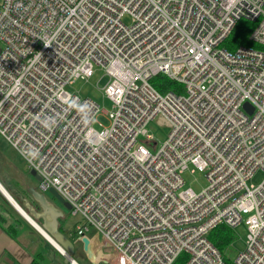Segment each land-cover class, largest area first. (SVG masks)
I'll return each mask as SVG.
<instances>
[{
  "label": "built area",
  "instance_id": "built-area-1",
  "mask_svg": "<svg viewBox=\"0 0 264 264\" xmlns=\"http://www.w3.org/2000/svg\"><path fill=\"white\" fill-rule=\"evenodd\" d=\"M241 19L257 48L223 46ZM96 67L112 102L101 129L98 102L67 89ZM156 118L170 128L159 148ZM0 137L107 264H224L209 233L241 223L235 264H264V178L249 183L264 172V0H0ZM188 170L208 186L185 188Z\"/></svg>",
  "mask_w": 264,
  "mask_h": 264
},
{
  "label": "rangeland",
  "instance_id": "rangeland-1",
  "mask_svg": "<svg viewBox=\"0 0 264 264\" xmlns=\"http://www.w3.org/2000/svg\"><path fill=\"white\" fill-rule=\"evenodd\" d=\"M124 22L129 23L130 17L129 16L125 17ZM108 80L109 77L105 75L104 71L96 67V71L94 75L90 77L88 80H77L67 87V89L72 93L73 92L79 93L83 97H89L95 100L96 102H98L101 111L98 115L97 120L102 126H100L99 123L96 122L95 126L97 129H101L103 126H108L110 124L107 112L111 111L112 102L109 98L106 97L104 93V87L107 85ZM147 130L150 134L154 136L155 140L158 142L157 146L159 148L166 141L170 128L165 124L163 119L156 118L150 121V123L147 125ZM149 148L151 149L152 152H155L152 146H149ZM263 178H264V172L260 170L255 174V176L251 179L249 183L254 184L256 186L262 182ZM184 179H185V188H192L197 193L201 192L204 188L208 186V180L206 177V173L204 171L197 170L196 172L192 173L190 170H188L184 174ZM6 181L8 184H10V187L12 188V190H14L15 195L21 200L24 206L25 207L29 206V208H31L35 212V215L40 218H42L41 216L43 215L44 210L40 206L39 202L35 200L33 196L30 194L29 188L35 187L38 192L43 193L46 198L47 204L53 206L54 209L62 213L63 217H60L58 220L60 229L67 236L72 237L74 239L75 226L76 223H80L81 221L80 217L72 216L71 210L66 208L60 201L54 198L52 194L49 192V190L47 191L41 190L39 186V182L36 181L35 178L30 175V169L28 168L24 159L2 137H0V182L4 185ZM4 187L6 186L4 185ZM6 189L8 190V188ZM8 192L10 193L9 190ZM11 196L16 200L13 194H11ZM16 202L20 205V203L17 200ZM2 203L4 202L2 200V195L0 193V212L2 215L8 217L10 215V212L9 210H7L5 205L3 206ZM6 210L9 212V214L7 213ZM19 216L22 218L21 215ZM246 217L247 215L244 214V218ZM26 224L27 225L24 227H26V229L29 230L28 223L26 222ZM228 232L229 235L232 237V240L230 242V246H228L224 252L229 258L235 261L237 254L245 248L247 234H248L247 226L244 223H241L237 225L235 228L230 229V231ZM86 234L89 237L94 238L96 235V231L92 226H89ZM73 241H78L76 242L74 259L79 264H101V263L107 264L105 261L99 259L100 257L97 258V256H99V254L101 253L97 251V249L99 250V247L98 248L97 246H95L96 248L94 247V251L95 252L97 251L96 252L97 254L99 253L98 255H96V260H89L87 258L86 253L83 250L82 240H80L79 236H77L76 239H74ZM49 247L50 250H53L55 256L56 255L58 256V260H60L58 261L57 264H62V260L64 259V256L60 252H58L56 248L53 247L52 245ZM105 250L106 251L104 252L106 256L108 255L111 256L110 255L111 251L109 249L108 250L105 249Z\"/></svg>",
  "mask_w": 264,
  "mask_h": 264
},
{
  "label": "trees",
  "instance_id": "trees-1",
  "mask_svg": "<svg viewBox=\"0 0 264 264\" xmlns=\"http://www.w3.org/2000/svg\"><path fill=\"white\" fill-rule=\"evenodd\" d=\"M254 26H255V22H252V21H249V20H246V19L239 20L238 23L236 24V26L234 27L232 33L228 37V39H226L224 41L223 46H225L226 48H228L230 50H233V49H235L236 47H238L240 45L253 46V47L256 46L249 39L250 34H251ZM152 83L162 93H165L168 90L178 91L179 92V90L181 89V84L180 83L169 79L165 75L156 76L152 80ZM4 185L6 186V188H8L10 193L15 196L16 200L20 203V205L29 213L28 208L25 207L24 204L21 202V200L15 195V192L10 187V184H8L7 181H6L4 183ZM2 200L4 202V203H2L3 206L4 205L6 206L7 210H9V212H10V215L8 217H6V216L2 215L1 212H0V226L2 228L6 229L13 237L17 238L19 236V233L22 230V226H26L27 224L14 211V209L9 205V203L5 200V198L3 196H2ZM9 212L7 211L8 214H9ZM35 220H37L40 225L43 224V219L42 218H35ZM28 229H30L31 231L37 233L29 224H28ZM230 229H232V228H230V227H228V226H226L224 224H220L217 227H215L209 233V236H208L209 240L215 245V247L218 248V250L224 256V264H235V261H233L231 258H229L224 252L225 249H227V247L230 246V242L232 240V237L229 235V232H228V231H230ZM77 236L78 235L75 233L74 239H76ZM39 237H41V236L39 235ZM70 238L72 240H74L72 237H70ZM42 240L44 242H46V244L51 246V244H49L44 238H42ZM74 256H75V254H74ZM184 259H185V256L181 255L179 257V259L174 264H183ZM31 264H49V259H47V256L44 253L37 252V254H35ZM101 264H105V263H101Z\"/></svg>",
  "mask_w": 264,
  "mask_h": 264
},
{
  "label": "water",
  "instance_id": "water-1",
  "mask_svg": "<svg viewBox=\"0 0 264 264\" xmlns=\"http://www.w3.org/2000/svg\"><path fill=\"white\" fill-rule=\"evenodd\" d=\"M244 107L248 109L250 112L253 110V107L251 106L250 103L246 102L244 104ZM30 175L35 178L36 181L40 182L41 177L36 173L35 170H30ZM30 194L33 196L35 200H37L44 210L43 215L41 216L43 218V224L40 226L36 221L35 218H40L35 215V212L27 207L29 210V213L25 211V214L29 216L31 220H33L39 227L43 229L42 231L37 228L34 224L31 223L29 218H26L25 214L23 212L19 211L16 200L11 196V194L8 192L6 187L0 182V193L1 195L5 198V200L9 203V205L19 214L22 216V218L42 237L44 238L47 242H49L53 247H60L64 250L63 256H64V264H75L74 260V254H75V249H76V242L73 241L70 237H68L66 234H64L59 227L58 220L62 216V213H60L58 210L54 209L51 207L49 204L46 202V198L43 193H40L36 190L35 187H30L29 188ZM49 192L52 194L54 198H56L58 201H60L66 208L71 209V206L68 202H66L62 196L54 189L50 188ZM20 207V206H19ZM22 208V207H21ZM23 209V208H22ZM33 215V216H32ZM35 217V218H34ZM47 235V236H46ZM48 236L52 238L55 241L52 243ZM82 245H83V250L87 255V258L89 260H94L96 258L95 253L93 252L92 245L90 243V240L87 237L82 238Z\"/></svg>",
  "mask_w": 264,
  "mask_h": 264
},
{
  "label": "crops",
  "instance_id": "crops-1",
  "mask_svg": "<svg viewBox=\"0 0 264 264\" xmlns=\"http://www.w3.org/2000/svg\"><path fill=\"white\" fill-rule=\"evenodd\" d=\"M29 230L22 226L19 236L15 238L0 226V264H31L37 252L44 253L49 259V264H57L60 261L48 244L37 233Z\"/></svg>",
  "mask_w": 264,
  "mask_h": 264
},
{
  "label": "clouds",
  "instance_id": "clouds-1",
  "mask_svg": "<svg viewBox=\"0 0 264 264\" xmlns=\"http://www.w3.org/2000/svg\"><path fill=\"white\" fill-rule=\"evenodd\" d=\"M77 110L81 111V109L79 107L77 108ZM81 114L83 115V112ZM41 124L45 128H51L53 126V122L48 118L41 120ZM21 154L24 156V158L29 163H32L33 160H36L39 158V151L37 149H34V148L28 149L25 152H22Z\"/></svg>",
  "mask_w": 264,
  "mask_h": 264
},
{
  "label": "bare ground",
  "instance_id": "bare-ground-1",
  "mask_svg": "<svg viewBox=\"0 0 264 264\" xmlns=\"http://www.w3.org/2000/svg\"><path fill=\"white\" fill-rule=\"evenodd\" d=\"M252 41V40H251ZM256 46H247V47H252V48H257L258 47V43L257 42H254V41H252ZM16 206H17V208H18V210L19 211H21V212H23V214H25V211H24V209H22L21 208V205H17V204H15ZM25 216H26V218H29V216H27L26 214H25ZM30 219V218H29ZM30 221H31V223L32 224H34L35 226H37V228H39V230L40 231H42L43 232V229L41 228V227H39V225H37L33 220H31L30 219ZM37 222V221H36ZM41 226V225H40ZM44 233V232H43ZM45 234V233H44ZM47 236V235H46ZM48 238H49V240L52 242V243H54L55 244V241L52 239V238H50L49 236H48ZM55 245H57V244H55ZM56 248V247H55ZM62 255H63V253H64V250L62 249V248H60V247H57L56 248ZM74 257V256H73ZM75 260V259H74ZM75 264H79L76 260H75V262H74Z\"/></svg>",
  "mask_w": 264,
  "mask_h": 264
},
{
  "label": "flooded vegetation",
  "instance_id": "flooded-vegetation-1",
  "mask_svg": "<svg viewBox=\"0 0 264 264\" xmlns=\"http://www.w3.org/2000/svg\"><path fill=\"white\" fill-rule=\"evenodd\" d=\"M51 206V205H50ZM51 207H53V206H51ZM54 208V207H53Z\"/></svg>",
  "mask_w": 264,
  "mask_h": 264
}]
</instances>
